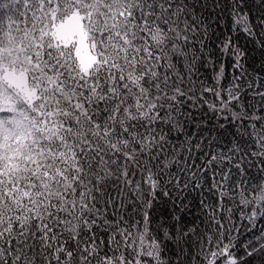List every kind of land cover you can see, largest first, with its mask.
Masks as SVG:
<instances>
[{"label":"snow or ice","instance_id":"snow-or-ice-1","mask_svg":"<svg viewBox=\"0 0 264 264\" xmlns=\"http://www.w3.org/2000/svg\"><path fill=\"white\" fill-rule=\"evenodd\" d=\"M0 264H264V0H0Z\"/></svg>","mask_w":264,"mask_h":264}]
</instances>
